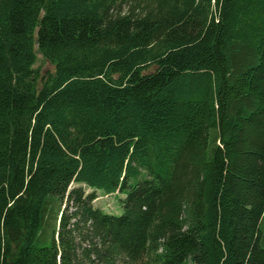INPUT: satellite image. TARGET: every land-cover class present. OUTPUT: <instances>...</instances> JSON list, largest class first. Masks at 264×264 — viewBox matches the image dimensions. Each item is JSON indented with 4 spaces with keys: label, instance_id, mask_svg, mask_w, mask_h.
I'll list each match as a JSON object with an SVG mask.
<instances>
[{
    "label": "trees",
    "instance_id": "16d2710c",
    "mask_svg": "<svg viewBox=\"0 0 264 264\" xmlns=\"http://www.w3.org/2000/svg\"><path fill=\"white\" fill-rule=\"evenodd\" d=\"M0 264H264V0H0Z\"/></svg>",
    "mask_w": 264,
    "mask_h": 264
},
{
    "label": "rangeland",
    "instance_id": "374dc122",
    "mask_svg": "<svg viewBox=\"0 0 264 264\" xmlns=\"http://www.w3.org/2000/svg\"><path fill=\"white\" fill-rule=\"evenodd\" d=\"M34 67L39 68L41 73L52 70V66L43 61L39 54H37V61ZM85 191L86 193L92 192L89 189H85ZM93 193L96 195V199L93 201L94 208L99 209L101 212L108 215L120 216L122 214L120 200H122L124 196L105 195L101 191H95Z\"/></svg>",
    "mask_w": 264,
    "mask_h": 264
}]
</instances>
